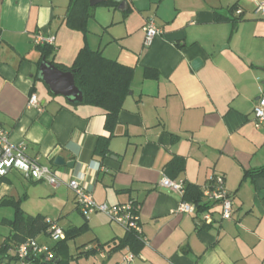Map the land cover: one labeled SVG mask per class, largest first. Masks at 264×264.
<instances>
[{
	"label": "crops",
	"instance_id": "obj_1",
	"mask_svg": "<svg viewBox=\"0 0 264 264\" xmlns=\"http://www.w3.org/2000/svg\"><path fill=\"white\" fill-rule=\"evenodd\" d=\"M72 1L0 0V127L11 144H24L28 157L64 180L55 188L28 180L27 186L12 171L0 179V202L20 200L24 214L49 219L31 211L28 201L50 198L79 214L65 183L78 178L98 204H138L144 244L130 264H264V173L249 175L264 168V128L253 125V107L264 94V18L255 15L252 0H125V10L115 0L95 6L87 0L82 27L67 22L82 11L78 4L69 12ZM234 9L242 12L237 22ZM148 20L161 33L145 47ZM35 35L54 37L48 60L58 66L71 67L86 47L132 68L111 130L101 109L73 106L37 79L42 58ZM31 94L39 106L27 105ZM99 138L108 142L104 156L95 153ZM56 156L74 166L54 165ZM214 173L223 176L232 201L229 220L220 219L219 203L205 210L210 224L202 220L205 211L179 213L181 197L159 187L165 177L201 188ZM11 210L1 225L13 219ZM100 214L79 225L86 222L89 237L72 257L121 264L124 250L97 245L117 242L126 231L97 222ZM87 250L94 253L78 256Z\"/></svg>",
	"mask_w": 264,
	"mask_h": 264
},
{
	"label": "built area",
	"instance_id": "obj_2",
	"mask_svg": "<svg viewBox=\"0 0 264 264\" xmlns=\"http://www.w3.org/2000/svg\"><path fill=\"white\" fill-rule=\"evenodd\" d=\"M254 13L260 18H264V0H252ZM235 15L241 17L240 9H235ZM143 45L148 47L153 39L160 35V30L155 26L153 20H148L144 27ZM34 46L54 44L53 36L35 35ZM27 105L30 107L39 106L35 94L29 96ZM253 125L255 128H264V94H261L253 107ZM17 172L23 179L45 182L52 187L64 184V180L51 168L44 166L37 159L30 158L25 153V145H13L9 142L8 133L0 127V177H5L10 172ZM67 187L73 192L77 207L88 220L90 215L96 212L104 214L111 222L117 224L125 231H133L144 241L141 226L139 224V207L131 201L125 204L108 205L106 203H96L92 197L91 190L83 187L79 179H70L65 182ZM159 187L171 193L178 194L181 198L184 194V182L162 178ZM202 203L210 207L212 204H220V219L229 220L232 217V201L225 189L224 178L221 174H211L201 188ZM179 213L194 215L197 213L196 206L192 203L180 200L177 210ZM202 220L206 224L212 222L211 212L205 211ZM47 228L45 235L53 244L64 239V231L53 220L46 219ZM52 246L41 243L36 238H30L19 244L15 250L14 262L16 264H48L54 260ZM135 255L126 250L121 264H130Z\"/></svg>",
	"mask_w": 264,
	"mask_h": 264
},
{
	"label": "trees",
	"instance_id": "obj_3",
	"mask_svg": "<svg viewBox=\"0 0 264 264\" xmlns=\"http://www.w3.org/2000/svg\"><path fill=\"white\" fill-rule=\"evenodd\" d=\"M78 4L80 8L82 6L79 18H71L69 14L67 22H69L72 26L76 25L78 27L79 25V27H82L86 17H88L89 6L87 0L85 2L73 0L70 5L69 12L75 10ZM106 4L112 6L115 5L112 2H107ZM239 20L240 17L236 16V19L233 20V22H237ZM35 47L40 50L41 58L53 63L48 59L54 50V46L41 45ZM56 66L62 71L74 72V84L80 92V100L72 103V105L83 104L101 109L105 116V128L111 130L116 122L117 114L121 108V103L130 91V83L133 75L132 68L107 60L99 51H92L86 47L79 52L74 64L71 67L65 68L58 65ZM107 143V139L99 138L95 147V153L104 156L107 153ZM263 173L264 168H260L250 172L249 175L253 177L262 175ZM5 177H0V179L3 180ZM183 182L184 194L181 200L194 204L197 212L207 210L208 206L202 203L200 188L185 181ZM132 203L138 206L135 202ZM19 204L20 200H2L0 202V205H9L14 212L12 220L3 222L4 225L9 227L10 233L0 244V264H2L3 260H7V264H10V262L14 260V256L8 255L9 251H14L19 244L30 238H35L41 233H45L47 228L45 217L42 215H26L20 209ZM85 221L87 220L85 219ZM86 229L87 227L85 222L79 227L66 230L64 232V239L54 243V246L51 248L55 258L48 264H54V262L59 260L58 258L60 257H58V253L60 251H66V242H68L69 239L76 237L81 231H85ZM143 244L144 241L141 239V236L133 231H126L125 237L121 240H118L117 242L115 240H111L105 244H98L97 250L100 251L105 248H109L110 252L128 250L135 255ZM93 251L94 250H87L79 253L78 256L92 254L94 253ZM58 264H66V261L60 259Z\"/></svg>",
	"mask_w": 264,
	"mask_h": 264
},
{
	"label": "rangeland",
	"instance_id": "obj_4",
	"mask_svg": "<svg viewBox=\"0 0 264 264\" xmlns=\"http://www.w3.org/2000/svg\"><path fill=\"white\" fill-rule=\"evenodd\" d=\"M22 182L26 183L27 186H32L31 183L27 182L26 179H23L22 177H18ZM29 181V180H28ZM41 184L43 182H40ZM45 184V183H43ZM46 186H51L49 184H45ZM50 198H45V199H38V198H33L30 196V199L28 201V205L30 207V209H32L31 211H35V213H41L44 215H47L49 217V219L55 221L57 223V225L59 227L62 228H68L70 226H79L80 224H82V222H84V218L81 216V214L77 213L76 211H68V207L65 208H60L61 205H59V203L55 200H48ZM12 215V210L9 207H0V219L1 218H5V217H10ZM12 218V216H11ZM97 222H102L105 220H108V222H111L105 215H96L93 217ZM107 218V219H106ZM58 219V221L56 220ZM113 223V222H112ZM115 224V223H113ZM117 225V224H115ZM118 226V225H117ZM120 227V226H119ZM121 228V227H120ZM8 228L6 225H1L0 223V239L2 238L3 235H5L8 232ZM65 232V230H63ZM3 237H6L3 236ZM87 237H89V234L86 235V230L85 231H81L79 233V235H77L76 237L69 239L68 240V245H69V253L67 254H60L58 253L60 259L62 260H66V264H87L86 261L83 260H79L78 262L76 260H74V258L72 257V255L77 252L78 250H80L81 248H78V246L82 243L80 241H82L83 239H87ZM38 241L42 240V238H45L46 241L41 242V243H45L46 245H50L52 242L47 239L46 235H44L43 233L39 234V236L35 237ZM40 239V240H39ZM73 239L75 241H73ZM14 252L13 250L8 252V255L13 256ZM92 261L98 263V259L94 260L93 258H91ZM77 262V263H76ZM10 264H16L14 261H11ZM53 264V263H52Z\"/></svg>",
	"mask_w": 264,
	"mask_h": 264
},
{
	"label": "water",
	"instance_id": "obj_5",
	"mask_svg": "<svg viewBox=\"0 0 264 264\" xmlns=\"http://www.w3.org/2000/svg\"><path fill=\"white\" fill-rule=\"evenodd\" d=\"M107 0H90L89 5L95 6L99 3H104ZM119 4L118 10H125L127 8V2L125 0H115ZM200 62L196 60L193 67L197 66ZM264 73V69H261ZM74 72L73 71H62L54 63L46 61L44 58L38 67L37 79L42 81L48 88L49 93L55 96H61L68 102L74 103L80 100V92L74 84ZM264 86V81H262ZM56 166L73 167L74 163H66L61 156H56L53 161ZM54 262V264H56Z\"/></svg>",
	"mask_w": 264,
	"mask_h": 264
}]
</instances>
